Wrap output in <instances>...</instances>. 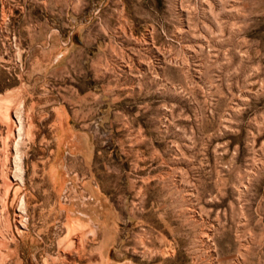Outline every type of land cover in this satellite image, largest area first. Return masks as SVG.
Here are the masks:
<instances>
[{
	"label": "rangeland",
	"instance_id": "1",
	"mask_svg": "<svg viewBox=\"0 0 264 264\" xmlns=\"http://www.w3.org/2000/svg\"><path fill=\"white\" fill-rule=\"evenodd\" d=\"M61 111L92 146L65 171ZM0 239V264H264V0H0Z\"/></svg>",
	"mask_w": 264,
	"mask_h": 264
},
{
	"label": "crops",
	"instance_id": "2",
	"mask_svg": "<svg viewBox=\"0 0 264 264\" xmlns=\"http://www.w3.org/2000/svg\"><path fill=\"white\" fill-rule=\"evenodd\" d=\"M74 114H78L76 108ZM72 115H73L72 111L70 112L61 111L58 116V120L61 126L60 128H58V131L56 132L57 134L56 140H59V142L56 145V151H54V153H56V155L58 154L57 153L58 148H60V150L62 148L66 151L64 157L65 163L63 164L64 171L69 170L71 159H73L74 157L75 158L82 157L83 159L85 155H90L92 150V146L88 142L89 140L88 133L85 131H77V130L75 131L70 128L69 120L70 118H73ZM66 118H67V122H66ZM77 120L81 124L91 123L93 121L91 117H89L88 115H86L85 117H81V119H77ZM77 150H80V152L75 156L72 155V151H77ZM63 169L59 168V164L56 162L55 158H53L51 162L47 165L46 171L52 172L53 174L55 172L62 171ZM53 179L55 182L56 181L55 174L53 175Z\"/></svg>",
	"mask_w": 264,
	"mask_h": 264
},
{
	"label": "bare ground",
	"instance_id": "3",
	"mask_svg": "<svg viewBox=\"0 0 264 264\" xmlns=\"http://www.w3.org/2000/svg\"><path fill=\"white\" fill-rule=\"evenodd\" d=\"M1 240V239H0ZM4 259V258H3ZM63 261V260H62Z\"/></svg>",
	"mask_w": 264,
	"mask_h": 264
}]
</instances>
